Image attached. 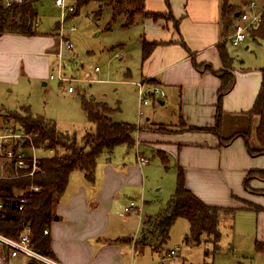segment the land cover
<instances>
[{
	"label": "crops",
	"instance_id": "obj_1",
	"mask_svg": "<svg viewBox=\"0 0 264 264\" xmlns=\"http://www.w3.org/2000/svg\"><path fill=\"white\" fill-rule=\"evenodd\" d=\"M224 5L237 9L227 0H144L145 12L166 14L167 17L135 19L133 25H140L139 70L135 74L139 79L130 84L135 86V82L147 80L158 85L165 92V97L158 100L157 105L161 108L167 99L170 114H165V121L152 120L151 115L145 118L143 124H137L133 146L135 162L123 159V156L122 161L118 160L120 158L111 161L109 156L113 150L99 156L92 183L85 180L81 171L70 173L56 207L57 217L47 227L50 257L57 263L133 264L137 252L132 245L120 241L134 238L129 235L134 221L130 215L133 213L126 214L120 200L126 194L134 196L135 200L145 194L147 179L144 174L149 159L143 152L149 153L155 161L152 165L155 170L175 167L177 173L180 167L186 188L207 205L221 204L220 200L229 197L251 205L255 202L264 209V201L259 194L254 196L247 191L257 193L264 190V180L253 175L249 177L252 179L247 190L244 186V178L249 171L264 170L261 158L264 155L247 153L242 136L224 145L220 139L243 133L250 119L256 124L257 116L249 118L245 112L252 107L257 95L260 69L263 67L245 66L242 61L238 67L233 65L234 59L227 50V43L231 45L229 37L238 12L235 10L229 17V13L223 12ZM36 25L35 22V30ZM256 28L248 32L253 37L257 36L253 32ZM246 38L239 46L233 47L250 49ZM142 40L156 42L144 60H141ZM219 46H223L232 59L233 85L221 100L220 135L217 136L208 131L187 128H212L215 125L219 73L223 69ZM60 49L58 36H43L37 30L34 35L1 34L0 86L19 88L25 86L26 80L28 83L31 79L48 80L50 67L47 60H40V55H57ZM144 114L143 108L142 116ZM3 120L5 126L7 121ZM159 127H165L167 131ZM249 138L255 142L253 133L250 132ZM137 156L145 158L146 163L139 164ZM162 158L167 162L166 168L161 163ZM174 188L175 185L172 190ZM158 189L162 190V186ZM233 199L228 206H237ZM216 202L218 204H214ZM241 206L248 210L246 205ZM134 215L139 227L148 216L142 213L139 217ZM255 224L256 241L264 243L263 212L256 213ZM4 251L6 253V248L0 245V254ZM23 257L29 262L27 257Z\"/></svg>",
	"mask_w": 264,
	"mask_h": 264
},
{
	"label": "rangeland",
	"instance_id": "obj_2",
	"mask_svg": "<svg viewBox=\"0 0 264 264\" xmlns=\"http://www.w3.org/2000/svg\"><path fill=\"white\" fill-rule=\"evenodd\" d=\"M248 1L253 2L252 9L255 12L262 13L264 11V0H227V3L237 7V10H242L245 9V3ZM225 9L224 5L223 12H226ZM246 9H249V6ZM35 10L37 32L42 33L43 36L59 37L60 30L58 28L63 17L61 10L54 5V0H42L36 3ZM161 17L167 16L163 14ZM234 20L237 23L238 17ZM71 28H74V31H71ZM62 31L72 43V49L68 50L64 45H60V51L63 52L61 58L56 54L40 55V60L48 61L49 75H53L54 79H31L29 83L25 79V86L19 88L0 86V121H2L0 136H4L12 129L20 133L18 125H15L12 120L3 126V119L11 112L27 109L33 115L53 120L58 130L74 133L77 141H80L85 130H94V126L88 122L81 108L82 98H91L96 102L106 103L113 110L110 118L115 122H127L138 126L137 124H143L145 118L151 115L152 120L165 121L167 119L165 114H170L167 99L161 108L156 101L149 99L150 103L144 107V116L141 118L138 116L137 88L130 82L139 79L135 74L139 70L140 25L127 26L125 16L112 18L109 7L99 9L98 3L91 2L66 15L62 22ZM246 42L250 44L248 50H244V46L233 47L227 43V50L234 59L233 65L238 67L244 63L245 66L262 67L264 65V38L253 37L251 33H248ZM59 73L66 78H73L74 81L71 83L60 82L57 79ZM43 82H46V85H43ZM69 86L73 88V92H68ZM251 121V119L248 120L244 131H249L248 139L243 140L248 143L250 149H254L257 144L249 138L250 132L254 136L253 128H255L254 121ZM242 125L244 127V124ZM1 141L0 139V145ZM131 148L124 145L117 147L109 156L111 161L117 158L122 161V156L125 157L123 159L134 161L135 150L134 147ZM1 152L0 147V176H5L7 171L5 164L2 163ZM143 153L149 159L148 169L144 174L147 179L145 194L136 200L134 196L126 194L120 200V205L124 207L133 201L137 207L141 208L143 215L150 216L156 215L166 207L169 198L174 193L172 189L176 176L173 174L176 172L175 167L161 168L160 171L153 169L152 165L155 161L149 153ZM36 154L39 156L49 155L48 150H38ZM261 158L264 160V157ZM251 179L248 178V185ZM260 179L264 180V177H260ZM159 186H162V190L158 189ZM247 191L254 196L259 194L258 196L264 201V190L257 193ZM232 199L227 197L220 200L221 204L217 203L219 200L214 203L218 204L215 205L216 207L234 209L229 218H222L219 221L218 238L201 232L197 239H193L189 231L188 220L179 217L170 227L168 238L160 252H153L148 247H144L142 250L141 246H134V242L138 241L140 237V225L135 220L136 216L130 215L131 218H134L129 229V235L134 237L131 238L130 245L137 252L134 255L133 264H159L160 260L164 264H264V252L255 250V241L257 240L255 215L257 212L264 213V209L255 202L251 205L240 199H233L237 206L230 207L228 205ZM241 205H246L248 210L242 209ZM118 218L120 217L118 216ZM261 234L262 232L259 231V236ZM176 246L179 248L176 255L167 257L168 251ZM124 248L125 250L129 249L128 247ZM139 251L142 252L139 253ZM24 262L26 264L28 261L24 260L23 255H19L18 258L11 259L9 264H24Z\"/></svg>",
	"mask_w": 264,
	"mask_h": 264
},
{
	"label": "trees",
	"instance_id": "obj_3",
	"mask_svg": "<svg viewBox=\"0 0 264 264\" xmlns=\"http://www.w3.org/2000/svg\"><path fill=\"white\" fill-rule=\"evenodd\" d=\"M42 0H22L20 4L5 7L0 1V35L15 33L20 35H34L36 22L35 4ZM74 6V11L81 7L96 2L99 9L109 7L112 18L125 16V24L132 26L137 18H161L163 14L147 13L144 10V0H66ZM226 6V5H225ZM241 12L236 8L226 6L224 12ZM72 12V13H73ZM261 22L253 32L264 38V11ZM237 18V17H235ZM230 19V18H228ZM156 42L141 41V60L146 59L151 53ZM219 57L223 69L219 73L220 84L217 90L215 125L212 128H194L188 130L208 131L220 135L221 100L233 85L232 59L228 56L223 46L218 47ZM260 85L252 107L245 112L249 118L257 116L254 128V138L257 144L250 149L246 143L247 151L252 156L264 155V65L260 69ZM81 108L94 130H85L81 140L77 141L74 133L63 132L57 129L51 119L40 115H33L29 110L11 112L5 120L13 121L18 125L30 140L25 139L22 146L29 147L30 143L37 148L52 150V154L42 156L37 160V169L33 174L26 175V171L14 169L11 164H5L7 174L0 177V234L17 239L24 227L30 228V238L34 249L50 257V238L43 230L49 226L56 216V207L59 198L65 191L69 175L78 170L84 175L88 183L94 181V172L98 157L103 153H111L115 147L125 145L134 146V133L138 127L127 122H115L110 118L113 111L106 103L96 102L93 99H81ZM158 128V127H157ZM164 131V128L159 127ZM249 131L235 133L228 138H220L221 143L228 144L233 138L242 136L248 139ZM17 145H15L16 147ZM166 168L165 158L161 159ZM264 177V170L249 171L244 178V186L248 188L247 180L251 176ZM36 187L37 190L33 188ZM234 209L207 205L197 198L185 186L184 173L177 168L174 193L169 198L166 207L156 215L147 216L140 227V237L134 246L148 247L153 252H160L167 240L169 230L174 221L183 217L190 225V234L193 239L198 234L205 232L218 238V224L222 218H229ZM120 241L130 244L131 238ZM255 250L264 252V243L255 242ZM141 251H139L140 253ZM5 253V251H4Z\"/></svg>",
	"mask_w": 264,
	"mask_h": 264
},
{
	"label": "built area",
	"instance_id": "obj_4",
	"mask_svg": "<svg viewBox=\"0 0 264 264\" xmlns=\"http://www.w3.org/2000/svg\"><path fill=\"white\" fill-rule=\"evenodd\" d=\"M5 7H10L13 4H20L22 0H0ZM55 6H57L61 10V23L59 24V38L60 45H64L66 49H72V43L68 40L67 35L62 31V22L66 15L70 14L74 10V6L70 4L66 0H54ZM249 6V9H246ZM253 2L248 1L245 3V9H242L238 14V22L235 23L233 27V31L229 37L230 43L232 46H239L244 42L246 38V34L249 30L256 28L261 22V13L255 12L252 9ZM71 31H74V28H71ZM63 52L59 51L57 53V57L61 58ZM53 75H49V79H53ZM57 79L60 82H73V78H66L61 73L58 74ZM137 88V97H138V116L143 115L144 106L150 103L151 101H158L165 97V92L156 84L148 83L147 80L141 82L134 83ZM68 92H73V88L71 86L68 87ZM21 132H15L13 129L11 131L6 132L4 136H0L1 142V155L3 157L4 164H11L14 169H20L26 171V175H32L33 172L37 169V160L42 157L36 154L38 150H44L43 148L34 147L30 143L29 147L25 149L21 144L25 142V139L30 140L29 136L24 133L20 128H18ZM15 145H17L15 147ZM49 154H52V150H48ZM137 162L139 164H145L146 159L137 156ZM5 177V176H0ZM37 190L36 187L33 188ZM2 209V204L0 203V210ZM123 211L126 214H136L139 215L142 213L141 208L137 207L133 201H130L127 206L123 207ZM44 234L48 233V228L46 227L43 230ZM0 245L6 248V253L0 254V264H6L9 259L14 258L18 255H23L29 259V261L36 262L38 264H59L51 257L44 255L34 249V245L31 242L30 238V228L28 226L24 227L21 231L19 237L17 239H13L10 237H6L0 234ZM179 248L176 246L173 249L169 250L167 253V257H173L176 255V252ZM159 264H164L161 261Z\"/></svg>",
	"mask_w": 264,
	"mask_h": 264
},
{
	"label": "water",
	"instance_id": "obj_5",
	"mask_svg": "<svg viewBox=\"0 0 264 264\" xmlns=\"http://www.w3.org/2000/svg\"><path fill=\"white\" fill-rule=\"evenodd\" d=\"M27 264H38V263L33 262V261H29Z\"/></svg>",
	"mask_w": 264,
	"mask_h": 264
}]
</instances>
